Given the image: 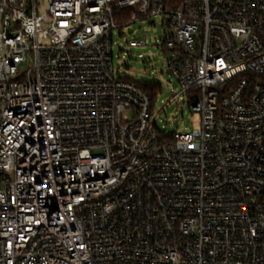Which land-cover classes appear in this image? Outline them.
Segmentation results:
<instances>
[{
  "label": "built area",
  "instance_id": "obj_1",
  "mask_svg": "<svg viewBox=\"0 0 264 264\" xmlns=\"http://www.w3.org/2000/svg\"><path fill=\"white\" fill-rule=\"evenodd\" d=\"M157 18L197 135L114 69ZM0 264H264V0H0Z\"/></svg>",
  "mask_w": 264,
  "mask_h": 264
},
{
  "label": "rangeland",
  "instance_id": "obj_2",
  "mask_svg": "<svg viewBox=\"0 0 264 264\" xmlns=\"http://www.w3.org/2000/svg\"><path fill=\"white\" fill-rule=\"evenodd\" d=\"M38 1L42 10L45 0ZM166 32L167 27L159 18L114 30L113 66L119 76L152 82L160 87L153 114L154 117L159 115V129L170 134L197 135L200 117L191 112V101L184 95L171 101L182 88L166 70V56L160 48V41ZM133 40L143 41L145 46L129 47L128 43ZM179 106L182 107L181 112Z\"/></svg>",
  "mask_w": 264,
  "mask_h": 264
},
{
  "label": "trees",
  "instance_id": "obj_3",
  "mask_svg": "<svg viewBox=\"0 0 264 264\" xmlns=\"http://www.w3.org/2000/svg\"><path fill=\"white\" fill-rule=\"evenodd\" d=\"M176 4V2H175ZM131 81L137 83L138 85H140L141 87L147 89L149 92H153L155 91L158 86L155 84V83H152V82H148V81H135V80H132Z\"/></svg>",
  "mask_w": 264,
  "mask_h": 264
}]
</instances>
